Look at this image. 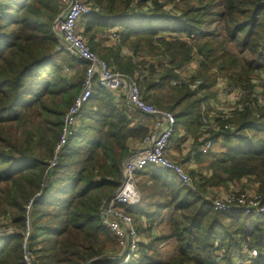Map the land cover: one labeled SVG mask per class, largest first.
<instances>
[{"label": "trees", "instance_id": "trees-1", "mask_svg": "<svg viewBox=\"0 0 264 264\" xmlns=\"http://www.w3.org/2000/svg\"><path fill=\"white\" fill-rule=\"evenodd\" d=\"M83 1L92 10L81 20L89 48L113 70L137 74L142 98L171 112L176 132L198 133L202 102L219 81L248 91L224 134L226 150L196 154V170H185L198 195L170 170L146 165L138 174L140 201L123 207L145 240L131 264H264V215L216 212L217 198L207 194L245 179L264 197V106L254 95L264 88L254 83L264 82V0ZM63 11L60 0L0 6V264H25L26 238L31 264H109L117 246L100 209L121 185L126 156L150 131L124 97L95 79L77 129L49 169L87 68L53 30ZM115 26L119 43L102 48L97 36ZM179 79L188 83L171 85ZM195 80L202 83L196 92L188 87ZM162 89L166 99L152 96Z\"/></svg>", "mask_w": 264, "mask_h": 264}, {"label": "built area", "instance_id": "built-area-1", "mask_svg": "<svg viewBox=\"0 0 264 264\" xmlns=\"http://www.w3.org/2000/svg\"><path fill=\"white\" fill-rule=\"evenodd\" d=\"M153 1L149 0L147 5L151 7ZM60 2L64 6V11L56 20L53 30L61 39L64 49L85 61L87 68L81 91L74 98L71 107L64 116L62 133L49 162V169L56 166L58 157L69 136L77 129L78 114L92 95L95 79L101 88L124 97L134 110L152 121V127L140 147L125 159L122 167L121 185L108 200L104 201L100 209L101 224L117 239L120 249L119 253L111 258L109 264H131L139 258V246L145 240L141 236L139 224L124 211L123 207H134L140 201L141 195L137 189L138 174L146 165L170 170L177 174L182 183L195 195L199 194L197 180L193 179L178 162L173 161L167 155L171 139L175 136L177 129L174 115L169 111L160 110L142 98L136 80L137 74L130 76L112 71L110 66L89 48L81 30L78 29L80 19L92 12L89 5L83 0H60ZM1 3L2 0H0V6ZM181 83H188V81L174 80L171 85L179 86ZM188 87L196 92L200 89L201 82H191ZM218 88L221 89V93H218L217 98L220 100L222 99L220 96L224 95V99L227 100V105L226 103L221 104V114L218 113L216 103L206 99L201 105L198 133L186 135L185 138L184 134H181L185 139L183 148L191 158H194L196 154L207 155L224 152L226 150L224 134L233 129L227 125L228 121L237 111L242 110L243 100L247 96L246 91L239 87L228 88L221 81L218 82ZM259 90L256 88L257 103L264 106V94H260ZM233 95H236L237 100L231 101V105H229L228 98ZM201 96L204 98L203 92ZM212 207L219 213H230L235 209H240L246 217H259L264 215V197L257 192L252 194L244 192L230 200L217 198L212 202ZM26 226H29L28 222H26ZM26 244L27 238L24 240L23 258L25 264H31V255ZM250 255L255 257L257 253L251 250Z\"/></svg>", "mask_w": 264, "mask_h": 264}, {"label": "crops", "instance_id": "crops-1", "mask_svg": "<svg viewBox=\"0 0 264 264\" xmlns=\"http://www.w3.org/2000/svg\"><path fill=\"white\" fill-rule=\"evenodd\" d=\"M118 31H120L119 27L115 26V27L111 28L109 31H107L106 33L97 36L96 41L100 45H101V43H103V44H108L107 46H109V47L117 46V44L119 43ZM81 32H82V29H81ZM98 37H100V38L98 39ZM122 54H127V50L122 48ZM111 68H113V67H111ZM186 72H187L186 70L183 71V73H182L183 77H186L187 75H189ZM159 93H160L159 90H152L151 91L152 96H155V97H158ZM139 116H141L142 120H144V123L147 125V127L151 128V119L146 117V116H143L141 114ZM149 122H150V124H149ZM182 133L184 134V138H185L186 134L183 131L179 130L178 132H176V134L179 138L181 137ZM187 135H189V134H187ZM172 143H173V145H172ZM183 144H184V142L181 143V141L176 139V138H174L173 140L171 139L170 147H169V150L167 152V155L172 160L180 163L181 166L184 168V170H186V171L196 170V164H195L194 158H191L190 155L188 153H186V151L183 148ZM187 144H190V143L187 142ZM221 150H222V148L220 149V151ZM251 188H252L251 190H246L250 194L255 192L254 189L256 187L252 186ZM233 192H238V191H237L236 187L231 185L228 189H225V190L224 189H211L208 191L207 194H208L209 198L216 195V197L219 199H226L227 196Z\"/></svg>", "mask_w": 264, "mask_h": 264}, {"label": "rangeland", "instance_id": "rangeland-1", "mask_svg": "<svg viewBox=\"0 0 264 264\" xmlns=\"http://www.w3.org/2000/svg\"><path fill=\"white\" fill-rule=\"evenodd\" d=\"M81 20H82V18L80 19V21H79V24H78V29L79 30H81L82 29V25H81ZM100 37H98V39H99ZM88 45V44H87ZM108 44H103V43H101V47L103 48V46L104 47H108L109 48V46H107ZM101 48V49H102ZM229 50L230 51H232V52H234V53H236V54H239V52L233 47V46H229ZM98 57V56H97ZM111 68V67H110ZM112 69V71H114V72H116V73H120V72H118L117 70H113V68H111ZM196 69V65H192V66H188L185 70L187 71L186 73L187 74H191L194 70ZM120 74H122V73H120ZM125 75H127V74H125ZM196 81H199V80H195V81H193V82H196ZM200 82V81H199ZM222 83H224V85H226L228 88H230V87H233L232 85H228L226 82H222ZM254 83H263V85H264V82H262V81H254ZM202 84V83H201ZM230 86V87H229ZM241 89H243L244 91H246V93H247V96H248V91L246 90V89H244V88H241ZM260 90H259V93L260 94H264V88H259ZM220 88H218V83H217V85H215L214 87H213V92L215 93V95L213 96V97H209L208 99H210L211 101H213V102H215L216 103V105H217V110H218V113L219 114H221V104H225L226 103V105H227V100H225L224 99V95H222V96H220L222 99H218L217 98V96H218V93H221L220 92ZM169 94H170V92L169 91H166V90H164V89H162V90H160V93H159V95L161 96V97H164V99H166L167 98V96H169ZM254 95L255 96H257V93H256V88H254ZM115 96H116V94H115ZM247 96H246V98L245 99H247ZM118 99H122L121 98V96L119 97L118 95L116 96ZM228 98V97H227ZM244 99V100H245ZM237 100V98H236V95H233V96H231L230 98H228V104L229 105H231V101H236ZM244 100H243V102H244ZM260 100V99H259ZM240 101H241V99H240ZM240 101H239V103H240ZM210 102V101H209ZM148 103V102H147ZM150 104V103H149ZM153 105V104H152ZM258 106H261V105H259L258 104ZM230 107V106H229ZM158 108V107H157ZM160 110H162V109H160ZM163 111H166V110H163ZM235 116V115H234ZM233 116V117H234ZM232 117V118H233ZM232 118L228 121V126H233V124H231L230 123V121L232 120ZM139 120H140V122L143 124V125H145V126H147L145 123H144V120H142V118H141V116H139ZM149 124H150V122H149ZM151 127H152V121H151ZM230 127V128H231ZM149 129H151V128H149ZM172 145H173V143H172ZM137 179H138V177H137ZM139 179H138V183H137V189H138V191H139ZM252 185L253 186H255L256 184L255 183H253V182H251V181H247V180H245V179H242L241 181H239V182H237V183H233V185L232 186H234V187H236L237 188V191L238 192H245V193H249V192H247L246 190H251L252 188ZM221 189H227V188H221ZM238 192H233V193H231L230 195H228L227 196V198H226V200H230V199H232V198H235L237 195H239V194H241V193H238ZM212 198H217L216 196L215 197H213L212 196ZM222 200H224V199H222ZM249 218H251V216H249ZM254 218V217H253ZM1 231V230H0ZM0 236H1V234H0ZM112 236V235H111ZM112 238L115 240V242H116V246H117V253H119V251H120V249H119V247H118V245H117V239L115 238V237H113L112 236ZM163 252H165V255H164V257L166 258V256H168V254H169V250H170V246H168V245H164L163 247ZM117 255V254H116ZM113 256H115V255H112V256H110L111 258L113 257Z\"/></svg>", "mask_w": 264, "mask_h": 264}, {"label": "water", "instance_id": "water-1", "mask_svg": "<svg viewBox=\"0 0 264 264\" xmlns=\"http://www.w3.org/2000/svg\"><path fill=\"white\" fill-rule=\"evenodd\" d=\"M128 156H129V155H127L126 158H127ZM126 158H125V159H126Z\"/></svg>", "mask_w": 264, "mask_h": 264}]
</instances>
